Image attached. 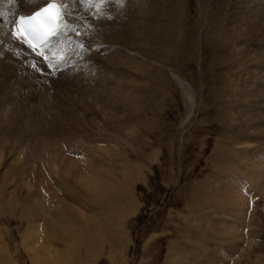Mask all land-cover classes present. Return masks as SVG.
Here are the masks:
<instances>
[{"label":"rangeland","instance_id":"rangeland-1","mask_svg":"<svg viewBox=\"0 0 264 264\" xmlns=\"http://www.w3.org/2000/svg\"><path fill=\"white\" fill-rule=\"evenodd\" d=\"M77 1L80 3L84 0ZM90 1L95 2L96 0L88 2ZM119 1L114 0L118 9L116 14L114 13V17L112 13L107 12V15L112 16L102 14L101 17L93 19L92 17L101 15L98 10L94 14L92 9L95 8V5L93 2L84 6L86 10L88 8L91 10L87 13V11L80 10V4H76L75 0H65V3L69 5H66L68 10L72 9L69 10L70 13L81 15L85 20L84 23H88L90 27L94 25L92 28H96L94 34L97 35H94V38H98V36L99 38L96 40L98 43L92 46V43L89 42L94 38H91L92 35L89 32L81 34V41L75 37L71 40L70 36L63 34L61 38L56 39L58 41L55 40L47 46V50L55 49L57 42H61V54L55 62L50 61L43 64L33 55L28 57L22 44L20 50L17 48L21 53L15 51V47L11 46L9 28L3 30L5 41L0 47L1 50L4 49V54L0 53V61L12 69L6 70L5 65L0 64V154L2 153L0 155V173L7 174L6 176L0 174V180L5 177V180H2L5 183H0L2 184V186L0 185V190L2 189L0 192V264H212V261H214L213 264L216 261H218L216 264H234V262L237 264V258L241 255V258L243 256L247 258L248 264H260L258 259L263 264L264 239L259 253L257 252L258 257L257 254L252 256L248 253L251 243L248 237V232L251 229L250 222L259 224L263 221L259 226L256 224V227L252 228L260 233L256 236L264 238V199L261 197L262 195L256 193L257 188L254 187L248 193V201L245 202L247 207L244 205L242 208V215L245 213V216L241 218L242 222H238V217V220L229 217L232 207L231 201L226 197L232 193L227 189L230 183L235 182L237 185L243 183L244 191L252 188L249 178L241 180L243 178L241 175L240 177L239 175L233 176L230 168H234L233 164L238 160L241 170H245L248 177L252 175V172H249L248 165L245 166L243 160L238 159L232 153L231 148L233 149L234 146L229 145L231 144L230 129L232 126H227L225 112L219 108L223 105L221 94L218 93L220 83L217 84L218 90L213 91L216 88L214 82L216 83L217 77H219L218 73L215 75L214 72H217L215 69L222 64L221 62H218L220 65L213 64V62L210 66V52L213 50L210 47L206 48L205 45L202 47V50H205L202 51L199 48L200 42L205 39V33L202 34L203 39L198 32L201 31V24H199L201 21L198 23L197 21L200 19H196V17L198 18V13L201 12L197 11L196 1L190 0V4L187 5H185V0L165 2V6L167 4L171 7L175 5L173 8L168 6L167 11L173 9L175 12L170 17L174 22L171 26L174 25V28L178 29L177 27L182 24V32L179 34L181 36L177 35V30L169 35L165 31L164 35L159 36V43H162V46L160 45V48L156 49L157 55L153 54L152 56L155 57L152 60H144L148 63L143 69L145 73H141L144 76L137 77L142 80L138 93L142 94L140 97H142L143 107L137 113L130 108L131 106H129L130 109L123 107L122 109V102L118 101L125 100L124 97H127L129 92L124 97L122 94L123 98L119 97V94H115L113 98L111 91L104 92L106 94L102 92L104 82L107 84L103 86L107 88L115 82L107 77L112 64L104 60L108 59L110 54L111 47L108 46L115 43L113 35L116 36L114 33H117L118 28L121 30L127 26L130 27L134 22L132 21L134 16L125 10L128 9L126 6L129 5L130 0H127V3L125 0ZM237 1H228L227 14L235 13L234 6ZM33 3L37 4L36 0H23L22 2L18 0L19 5L17 4L16 9L17 11H27V6L36 5ZM121 3L123 4L122 10ZM144 6L145 8H143ZM143 7L146 13L148 8L146 5ZM0 9L7 12L6 7ZM119 10L125 13H119ZM121 14L123 15L120 16ZM157 14L159 17L161 16L158 12L152 13V15ZM123 16L127 18L123 19L124 22L122 21ZM144 16L148 18L147 14ZM158 16H154V18ZM142 19H140L141 25L150 24L148 20L146 23L145 19ZM194 19L197 21L194 22ZM131 22L132 24L128 25ZM104 23L109 26L105 25L106 27H104ZM163 23L166 22L158 20V24ZM113 25H117V29ZM98 26L101 27L99 30L103 32L98 30ZM210 28L211 26H209ZM107 30H110L109 33ZM105 33L109 38L105 37L107 36ZM194 37L195 40L192 42L195 41V44L198 42L194 46L196 53L193 56L190 53L191 56H189L188 41ZM199 40L201 41L199 42ZM113 49L111 50L113 51ZM218 50L216 48V53ZM5 54L6 56L9 54L10 58H6ZM189 57H192V60ZM105 61L108 65H105L107 64ZM99 62L102 63L101 66ZM49 64L53 67H48ZM103 64L106 66L105 68ZM24 65L27 66L28 71ZM20 66L22 67L20 68ZM90 67L94 68V71H91ZM103 68L106 70L104 71ZM257 70L258 73H261L259 75L264 74V66L262 68L259 66ZM154 71L156 73H153ZM102 72L104 73L102 74ZM193 73L196 77L192 75ZM134 74L136 73L129 64L123 66L122 70L119 67L116 70L117 79L121 81L125 79L123 81L126 83L125 87L132 84L129 81ZM174 75L191 84L197 101V105L194 106L195 114L189 115V121L184 120L186 123V127L185 125L184 127L187 129L181 124L185 116V104L181 90L173 78ZM200 76L202 79L204 78V81L199 79ZM106 77L107 79H105ZM126 79L129 80L126 81ZM197 81H199L198 84H195ZM121 84L118 83V87ZM260 84L264 85L261 82ZM200 85L204 86L202 90H200ZM100 92L103 94L102 98H98L101 95ZM215 93L216 95H214ZM110 96L112 100H110ZM129 96L134 98L132 94L128 95V98H130ZM103 97L109 98L108 103L113 108L111 111L113 110V113L122 117L121 119L118 117L120 120H115L114 124L117 123L116 121L121 122L122 119L125 121L124 125L120 126L121 128L118 129L116 126V128H106L107 130L98 129L100 123L95 122V119L98 118L96 108L98 101L104 100ZM216 99L220 104L215 102ZM261 100V105H264V97ZM226 128L228 129L226 130ZM98 134L101 137H97ZM41 135L42 137H40ZM81 135L84 139L81 138ZM89 137L90 139L87 141L86 139ZM94 137L95 140H93ZM57 138L58 142L55 141ZM99 138L100 141H97ZM68 139L72 141H67ZM51 141H54V144ZM50 143L52 146L57 144L56 148L50 149L51 152H54L51 153L53 155L49 154L50 151L48 152ZM260 143L257 142L255 145ZM76 145L79 147L78 153L74 152L76 148L78 150ZM59 146L62 147L58 149ZM43 147H48V150L42 152ZM27 149L38 155L33 157L32 153V156L29 157L31 162L26 157ZM56 149L58 150L56 151ZM86 149L89 151L92 149V151L89 153ZM79 152H81L80 157L87 155L81 158L85 160L79 158ZM231 154H233L232 159L235 158L234 160L230 159ZM18 156L19 159H17ZM14 159L16 160L14 161ZM50 159H53L52 161L55 163L58 161L57 168H51L48 165L46 160L53 163ZM76 159L81 162H79L81 166L84 164L83 169L84 172L86 170L85 173H87L89 181L94 182V187H91L93 189L89 188L94 192H88V189L80 185H74L72 188L73 185L66 179L69 177L65 176L64 170H70L68 172L72 174L71 172L75 173L80 168ZM225 160H227L226 163ZM71 161L74 164L72 163L70 166ZM92 162L97 166V171L94 166H91ZM19 165L20 167H18ZM85 165H89L88 168L91 170H88ZM54 169H58L57 174L54 173ZM22 172L24 173L22 174ZM245 174L244 177H246ZM85 178L87 179V177ZM23 181L25 182L23 183ZM27 190L30 193L26 192ZM43 194L51 198L52 201L51 204L49 202L48 209V213L51 212L50 216L35 218L34 221H31V217H23L22 211H26L29 206L34 209L33 197H42ZM8 201L9 204L6 203ZM29 212L27 211L25 214L28 215ZM237 214L239 215V213ZM254 217H257L258 221L254 220ZM47 218H50V221L55 219L56 224L50 225L52 222L47 221ZM37 220L38 223L35 224ZM225 226H234V230L239 231V236L243 235L234 247L231 245L232 240L227 239ZM51 228H54V231ZM47 229L49 232L52 231L51 234ZM31 231H35V233L29 241L30 238L28 239L26 235L31 234ZM33 240L35 241L34 247H29L28 244ZM216 254L222 257L217 260ZM244 258L240 261H244ZM252 258L256 259L252 260Z\"/></svg>","mask_w":264,"mask_h":264},{"label":"bare ground","instance_id":"bare-ground-1","mask_svg":"<svg viewBox=\"0 0 264 264\" xmlns=\"http://www.w3.org/2000/svg\"><path fill=\"white\" fill-rule=\"evenodd\" d=\"M19 1H23V0H19ZM45 0H36V2H38L37 4L36 3H33V4H36V5H32V6H27V9L28 11L24 12V13H27L29 12L31 9H33L34 7L38 6L39 4L43 3ZM61 3L65 6V9H67V13H68V16H67V19H66V22L64 23V25L61 27V29L59 30V33L53 37V38H49L47 39V41L49 40L50 42L52 40H54L56 37H60L61 35H63V33L67 34L68 36H70L69 38H73V36L80 40V36L82 33H90L92 36L91 38H94V35H96V33L94 34V31L95 29L90 27L88 23H84L85 20L83 19V17L81 15H77V16H73L70 14V11L69 10H72V9H69L68 10V7H66V4L65 3V0H60ZM69 1V0H68ZM71 1V0H70ZM73 1V0H72ZM89 1V0H88ZM87 0H84L83 2L81 1L80 3L75 0L76 4H80L81 8L80 10L82 11H87V13L91 10H86V8L84 6H87L88 4H90V2H93L94 5H95V8H93L92 10L94 11V14L97 13V10L99 12H101V15L100 16H97L96 17H92L93 19H97L99 17L102 16V14H108V13H112L113 17H114V13L116 14V11H118L117 9V6L114 2V0H96L95 2L94 1H90L88 2ZM122 1V0H120ZM119 1V2H120ZM124 1V0H123ZM127 0H125L126 2ZM174 0H130L129 2V5L126 6L128 9H125L127 10L129 13H131L134 18L132 19L133 22V25L130 26V27H126V28H123V29H117V25H113L116 29H117V33H114L116 34V36L113 35L114 37V40L113 42H115L114 44H111L110 46L108 47H111L110 48V54L107 52V54H109V56L107 57V55H104L108 58V59H104V60H107L108 62H110L112 65H110V73L109 75H105L107 76L109 79H113L115 82L112 83L113 85H110L109 88L103 86L107 83H105L104 81V84L102 85V92H110L111 91V94L114 98L115 94H119L121 97V95L123 94V97L125 95H127L126 93L129 92L128 95H133L134 98L130 97L128 98V95L127 97L125 96V100L124 99H120L118 101H121L120 103L122 104L121 105V108H125V109H128L129 106H131L130 108H132L133 110L136 111V113L143 107V103H142V97H140L142 94L141 93H138V90H139V84H141L140 82L142 81L140 78H142V76H144V74H141V73H145L143 72V69H144V66H147V62H145L144 60H152L154 59V57L152 56L153 54L154 55H157L155 53L156 49L157 48H160L159 46L161 45L162 46V43H159L160 40H159V36L161 35H164L165 34V31L167 32V35L169 34H172L175 30H177V35L178 36H181L179 34H181L182 32V27L180 24L176 29L174 28V25L171 26V24H173V20L170 19V17L175 14L174 10L173 9H170L167 11V8H169L168 6L170 5H164L165 2H172ZM196 1V8H197V11L199 10L201 13H198V18L196 17V19H200L199 21H197L196 19H194V22H200L199 24L200 25V30L201 31H198L197 28L196 30L200 33L201 37L204 35L203 33H205V39L204 41L200 42L201 40H199L200 44H199V48L200 50H202V47L205 45L206 48H209L213 51H211V59L209 61L210 63V66H212V63L213 64H219L218 62H221L222 65L218 66L217 69H215V71L217 72H214L215 75L216 73H218V76L217 77L218 79L216 80L217 82L214 84H216V88L213 89V91H217L218 89L220 90L218 93L221 94V101L223 102V105L220 106L219 108L225 112V119H226V124L227 126H232L231 129H230V134L232 135L231 136V140H230V143L229 145H232L234 146L233 149L231 148V151L232 153L237 156L238 159L240 160H243L244 162V165L247 166L249 172H252V175L251 176H247L245 174V170H241V167L239 166V161L236 160V162L233 164L234 168L231 167L230 169H232L231 173H233V176L235 175H240L243 177L241 180L243 179H246L250 180V184H252V188L249 190H245L244 191V185L243 183L240 184V185H237L235 182H231L230 185L227 187L228 190H230L232 193L229 194V196H225L227 199H229L231 201V207H232V211H230V216L231 218H236L238 217V222L241 221V218H243L245 216V213L242 215V208L244 207V205L246 206L245 202L248 201L247 200V197L249 196L248 193H250V191L255 187L257 188V192L258 194L262 195L261 197L264 199V105H261V99H263L264 97V85H261L260 82L263 84L264 83V78L262 79V77H264V74L259 75L261 74L260 72L258 73V67L260 66V68H262L264 66V0H238L237 3L235 4L234 8L236 9L235 13L233 14H227V10H226V5L228 3V1L230 0H195ZM65 4H64V3ZM118 2V3H119ZM141 2V4H140ZM190 0H185V5L187 4H190ZM30 3H32L30 1ZM29 3V4H30ZM127 3V2H126ZM17 4H18V0H13L12 3H5L4 0H0V8H3V7H6V13L1 16L0 18V46L2 45L3 41H5L4 39V28H9V30L12 29L13 27V24H14V17H15V14L17 13L16 12V7H17ZM70 4V3H69ZM98 4V5H97ZM124 4V2H123ZM121 3V6L120 8L122 7L123 5ZM161 5L163 4L164 6L162 7H158L157 5ZM172 4V3H171ZM8 5V6H7ZM19 5V4H18ZM97 5V6H96ZM126 5V4H125ZM143 5H146V13H145V10L143 8H145V6L143 7ZM69 6V5H68ZM73 6V5H71ZM29 7V8H28ZM125 7V6H123ZM125 7V8H126ZM143 7V8H142ZM171 7V6H170ZM175 7V5L171 8ZM26 8V7H25ZM71 8V7H70ZM73 8V7H72ZM92 8V7H90ZM119 8V9H120ZM13 9V10H11ZM108 9V11H106ZM11 10V11H10ZM122 10V8H121ZM124 10V8H123ZM124 10V11H125ZM196 10V9H195ZM81 11V13H82ZM106 11V13H105ZM120 11V10H119ZM196 11V12H197ZM74 12V11H73ZM108 12V13H107ZM122 11H120L119 13H121ZM159 13V15H161L160 17L157 15H152V13ZM122 13H125V12H122ZM73 14V13H72ZM147 14V17L146 18L144 15ZM197 14V13H196ZM75 15V14H74ZM111 15V16H112ZM123 14H121L120 16H122ZM126 15V14H124ZM152 15V16H151ZM109 17V15H107ZM106 16V18H107ZM144 16V17H142ZM154 16H158L157 18H154ZM108 17V18H109ZM112 17V18H113ZM145 19V22L146 20L149 21V25L147 26H143L141 25V20L142 18ZM91 18V19H92ZM126 16L122 17V21L123 19H125ZM195 18V17H194ZM92 19V20H93ZM110 19V18H109ZM119 19H121L119 17ZM127 19V18H126ZM164 20L166 23H163V24H158V20ZM189 19V18H188ZM112 20V19H111ZM143 20V19H142ZM196 20V21H195ZM114 21V20H112ZM125 21V20H124ZM123 21V22H124ZM129 21H130V17H129ZM110 24H111V21L109 20ZM108 22V23H109ZM115 22V21H114ZM143 22V21H142ZM173 22V23H172ZM113 23V22H112ZM141 23V24H140ZM147 23V22H146ZM12 24V26H11ZM132 24L129 23L128 25ZM10 25V26H9ZM104 23V27L106 26H109L106 25ZM146 25V24H145ZM197 26V24H195ZM100 26V25H99ZM98 26V30L99 27ZM103 26V25H102ZM111 26V25H110ZM177 26V24H176ZM209 26H211V28L209 29ZM11 27V29H10ZM102 27V28H104ZM120 27V26H118ZM191 27V26H190ZM109 28V27H108ZM186 29V27H185ZM187 29H190V28H187ZM193 29V28H192ZM209 29V31H208ZM97 30V32H98ZM191 30V29H190ZM190 30H187L190 32ZM101 31V30H99ZM108 31L110 30H107V33H109ZM120 31V32H119ZM194 31V30H193ZM103 32V31H101ZM105 32V31H104ZM196 32V31H194ZM207 32V33H206ZM99 33V32H98ZM184 33V32H183ZM103 34V33H102ZM102 34H100L102 36ZM106 34V33H105ZM118 34V35H117ZM190 34V33H189ZM195 35V33H193ZM203 34V35H202ZM104 35V34H103ZM107 35V34H106ZM110 35V34H109ZM112 35V34H111ZM186 35V34H185ZM199 35V34H198ZM199 35V36H200ZM97 36V35H96ZM101 36H100V40H101ZM171 36V35H170ZM193 36V35H192ZM191 36V37H192ZM107 38V36H105ZM187 37V36H186ZM190 37V36H189ZM68 38V39H69ZM74 38V39H75ZM96 38V37H95ZM93 39V41L89 42V43H92V46L93 45H96L98 42L96 41L98 38L96 39ZM173 38V37H172ZM171 38V39H172ZM176 38V37H175ZM178 38V37H177ZM75 39V40H76ZM111 39V38H110ZM180 39V38H179ZM188 39V38H187ZM192 39V38H191ZM201 39V38H199ZM72 40V39H71ZM185 40V39H184ZM193 40H195V37L188 41V45H187V50L189 51V56L190 53L193 55H195L194 53H196V50H194V46H196V43L195 44V41L194 43L192 42ZM47 41L44 43L46 45ZM48 41V42H49ZM58 41V40H56ZM81 41V40H80ZM79 41V42H80ZM99 41V40H98ZM163 42V40H161ZM167 41V40H166ZM174 41V40H173ZM197 41V40H196ZM100 42V41H99ZM107 42V41H106ZM5 43V42H4ZM103 43V42H102ZM101 43V44H102ZM112 43V42H111ZM163 43H166V42H163ZM25 44V43H24ZM173 44V42H172ZM103 45V44H102ZM165 45V44H164ZM170 45V44H168ZM173 46V45H171ZM99 47V46H98ZM106 46V48H108ZM5 48V46H4ZM20 48V45H17V43H15V51L21 53L18 49ZM101 48V47H100ZM114 48V49H113ZM198 47H196L197 49ZM213 48V49H212ZM216 48H218L219 50L217 51L216 53ZM221 48V49H220ZM2 48L0 47V53L1 54H4L3 50H1ZM10 49V47H9ZM12 49V48H11ZM14 49V48H13ZM27 51L23 48L24 52L27 54L28 53V50L29 48H26ZM105 49V48H104ZM113 49V51L111 50ZM262 49V50H261ZM101 50V49H100ZM109 50V48H108ZM198 50V49H197ZM205 50V49H203ZM202 50V51H203ZM10 51V50H9ZM14 51V50H12ZM31 52V50H29ZM63 51V50H62ZM103 51V49H102ZM169 51V50H168ZM105 52V51H104ZM171 53L173 51H170ZM169 52V53H170ZM198 52V51H197ZM159 53V52H158ZM168 53V52H167ZM7 54V52H6ZM5 54V56H6ZM14 54V53H13ZM60 54V53H59ZM63 54V52H62ZM102 54V55H103ZM162 54V53H161ZM215 54V56H214ZM55 56H59L58 53L54 54ZM159 55V54H158ZM169 55V54H167ZM28 57H31L32 54H27ZM198 56V55H197ZM202 56V54H201ZM205 56V55H203ZM9 57V54L6 56V58ZM103 57V56H102ZM168 57V56H166ZM10 58V57H9ZM17 58V57H16ZM105 58V57H104ZM146 58V59H145ZM148 58V59H147ZM190 59L192 57H189ZM197 58V57H196ZM214 58V59H213ZM216 58V59H215ZM34 59V58H33ZM103 59V58H102ZM200 59V58H199ZM10 61V59H8ZM72 60V59H71ZM102 60V63H104ZM192 60V59H191ZM217 60V63H215V61ZM94 61V60H93ZM156 62L158 60H155ZM190 61V60H189ZM13 62V60H12ZM106 62V61H105ZM146 64H145V63ZM194 62V61H193ZM201 61L199 60V63ZM14 63V62H13ZM11 63V64H13ZM21 63V62H20ZM29 63V62H28ZM100 63V62H99ZM102 63H100V66L102 65ZM107 63V62H106ZM0 64H4V62L0 61ZM127 64L130 65V67L135 71L136 74L133 75V78H131V82L132 84L129 85L128 84V87H125V84L123 81L121 80H118L116 76V70L117 68H121V70L123 69V66H126ZM5 67H6V70H11L9 69L6 64H4ZM10 65V63H9ZM14 65V64H13ZM27 65V64H26ZM104 65V64H103ZM105 65H108L105 64ZM104 65V68L106 67ZM153 65V64H152ZM11 66V65H10ZM22 66H23V62H22ZM20 66V68L22 67ZM98 66V65H97ZM99 66V67H100ZM149 66H151L149 64ZM155 66V65H153ZM215 67V65H213ZM25 67V65H24ZM108 67V68H109ZM202 67V66H201ZM26 68V71H28V68L27 66L25 67ZM91 68V67H90ZM95 70H96V67L94 66ZM94 68L90 69L91 71L93 70L94 71ZM103 68V70H104ZM156 68V67H155ZM208 68V67H207ZM211 68V67H210ZM100 69V68H99ZM102 69V68H101ZM125 69V68H124ZM106 70V69H105ZM104 70V71H105ZM155 70V69H154ZM257 70V71H256ZM21 71V70H20ZM108 71V70H107ZM119 71V70H118ZM145 71V70H144ZM146 71H149V69ZM214 71V69H213ZM264 71V70H263ZM152 72V70H151ZM161 72V71H160ZM12 73V72H11ZM22 73V72H21ZM104 72H102L103 74ZM107 73V72H105ZM119 73V72H118ZM153 73H156L155 71ZM172 73V72H171ZM202 73V72H200ZM89 74V72H88ZM141 74V75H140ZM160 74V73H159ZM195 73H193L192 75H194ZM99 75V74H98ZM97 75V76H98ZM191 75V74H190ZM191 75V76H192ZM198 75V74H197ZM259 75V76H258ZM93 76V75H92ZM96 76V75H95ZM137 79V77H139ZM173 76V75H172ZM91 77V76H90ZM100 77H101V73H100ZM107 77L105 79H107ZM196 77V76H195ZM199 77V76H198ZM95 78V77H94ZM102 78V77H101ZM178 85V88H180L179 90H181V95H182V99H183V103L185 104V116L181 122L182 124V127H184V125L186 123H184V120L186 121V119L189 121L190 119H188L189 115H194L195 114V108L194 106L197 105V101L195 100V94L193 92V89L191 87V84H188L186 81H184L183 79L179 78L177 75H174L173 77ZM192 78V77H190ZM210 78V77H209ZM215 78V77H214ZM97 79V78H96ZM140 79V81H139ZM200 80L202 79V77L200 76L199 78ZM204 79V78H203ZM202 79V80H203ZM206 79V78H205ZM216 79V78H215ZM259 79H262V80H259ZM129 80V79H126V81ZM191 81H193L192 79H190ZM39 81V80H37ZM125 81V82H126ZM139 81V82H138ZM204 81V80H203ZM202 81V82H203ZM211 81V80H210ZM4 82V81H3ZM3 82H1L3 84ZM40 82V81H39ZM56 82V81H55ZM96 82V80H95ZM145 82V81H144ZM199 81H197L195 84H198ZM118 84V83H122L121 85H118L116 86L115 85ZM219 84V88L217 89V84ZM108 84H111V83H108ZM204 84V83H202ZM213 84V83H212ZM211 84V85H212ZM96 85V83H95ZM5 86V85H4ZM93 86V85H92ZM153 86V85H152ZM209 86V85H208ZM8 87V86H7ZM94 87V86H93ZM97 88V86H95ZM101 87V86H100ZM117 87V88H116ZM202 87H204L203 85H200V90H202ZM211 87V86H210ZM116 88V89H115ZM128 88V89H127ZM138 88V89H137ZM214 88V87H213ZM99 89V88H98ZM97 89V90H98ZM118 89V90H117ZM199 89V88H198ZM217 89V90H216ZM11 90V89H10ZM127 90V92H126ZM196 91V90H195ZM199 91V90H198ZM94 92V91H93ZM99 92V90H98ZM102 92H100V96H96L98 98H100L103 94ZM125 93V94H124ZM196 93V92H195ZM200 93V92H199ZM204 93V92H203ZM217 93V94H218ZM106 94V93H104ZM110 94V93H108ZM107 94V95H108ZM140 94V95H139ZM198 94V92L196 93ZM213 94V93H212ZM211 94V95H212ZM4 95V94H3ZM216 95V93L214 94ZM219 95V94H218ZM106 96V95H105ZM2 97V95H1ZM5 97V96H4ZM90 97V96H89ZM109 97V96H108ZM121 97V98H123ZM199 97V96H197ZM6 98V97H5ZM102 98V97H101ZM104 100H99L98 102V107L96 108V111L98 113V118L95 119V122H99L100 124L98 125V129H102V130H107L106 128H116V126L119 128H121L123 125H124V120L122 119L121 122H118L122 117L119 115V114H116V113H113L111 111V106H110V103H108V99L103 97ZM216 98V96H215ZM218 98V97H217ZM94 99V98H93ZM93 99H91L93 101ZM200 99V98H199ZM220 99V98H219ZM110 100L111 99V96H110ZM217 101L215 102H219L218 99H216ZM206 101V100H205ZM97 102V101H96ZM264 102V101H263ZM1 103V101H0ZM3 103V102H2ZM92 103V102H91ZM202 103V102H201ZM207 103V102H206ZM260 103V104H259ZM205 104V103H204ZM220 104V102H219ZM201 106V104H199ZM216 106V105H215ZM202 107V106H201ZM263 107V108H261ZM122 108V109H123ZM129 108V109H130ZM203 108V107H202ZM219 109V110H220ZM199 110V109H198ZM197 111V110H196ZM131 112V111H130ZM75 115V114H74ZM96 116V115H95ZM222 116V115H221ZM120 119H119V118ZM190 118V117H189ZM192 118H194L192 116ZM221 118V117H220ZM56 119V118H55ZM116 121L117 123L114 124V121ZM58 121V120H57ZM75 121V120H74ZM187 121V122H188ZM5 122V121H4ZM7 122V121H6ZM191 122V121H190ZM193 122V121H192ZM184 123V124H183ZM180 124V125H181ZM6 126V125H5ZM121 126V127H120ZM186 127V125H185ZM184 127V128H185ZM4 128H7V127H4ZM11 128V127H10ZM187 129V128H185ZM228 128H226L227 130ZM112 130V129H111ZM184 130V129H183ZM109 131V129H108ZM185 131V130H184ZM16 134V133H15ZM24 134V133H23ZM57 134V132H56ZM104 134V133H103ZM229 134V133H228ZM229 134V135H230ZM17 135V134H16ZM22 135V134H21ZM43 135V134H42ZM42 135L40 137H42ZM19 136V135H18ZM83 135H81V138L84 139V137H82ZM15 137V136H14ZM57 137V135H56ZM88 137V136H87ZM90 137H93V135H90ZM89 138H87L86 140L88 141ZM97 137H101L100 134L97 135ZM6 138V136H5ZM8 138V137H7ZM17 138V136H16ZM21 138V137H20ZM39 138V137H38ZM62 138V137H61ZM15 139V138H14ZM22 139V138H21ZM47 139V138H46ZM53 139V137H52ZM16 140V139H15ZM58 138L55 140L57 141ZM65 140H66V137H65ZM71 139H68L67 141H69ZM85 140V141H86ZM93 140H95V137L93 138ZM260 140L262 141L260 143ZM18 141V140H17ZM72 141V140H71ZM81 141V140H80ZM97 141H100V138L97 139ZM95 141V142H97ZM39 142V141H38ZM52 142V141H51ZM54 142V141H53ZM52 142V143H53ZM58 142V141H57ZM78 142V141H77ZM90 142V141H89ZM92 142V141H91ZM259 142L260 144L258 145H261V146H258V145H255V143ZM18 143V142H17ZM73 143V142H72ZM100 143V142H99ZM54 144V143H53ZM65 144V143H64ZM69 144V143H68ZM67 144V145H68ZM74 144V143H73ZM95 144V143H93ZM227 144V143H226ZM15 145V144H14ZM17 145V144H16ZM25 145V144H24ZM28 145V144H27ZM61 145V144H60ZM5 146V145H4ZM48 146V145H47ZM50 147H43L41 150L42 152L44 151H47L48 149V152L50 151V149L52 148H56L57 144L56 145H49ZM77 146V145H76ZM62 146H59V148H61ZM78 147V146H77ZM13 148V146H12ZM48 148V149H47ZM15 149V148H14ZM56 149V151L58 150ZM74 149V148H73ZM81 149V148H80ZM87 152H91L89 151L88 149H86ZM100 150V148L98 149V151ZM53 151V150H52ZM79 151V147H78V150L77 148L75 149L74 152H77ZM230 151V152H231ZM47 152V153H48ZM19 153V152H18ZM32 153L33 151H26V157L29 159L30 156H32ZM51 153H54V152H51ZM78 153V152H77ZM77 153H75L77 155ZM80 155H79V158L81 159L82 157H86L81 156V152H79ZM2 154V153H1ZM0 154V155H1ZM74 154V153H73ZM233 154H231V160H234L232 159L234 156ZM22 155V154H21ZM33 157H36L38 156L37 154L35 155L33 153ZM53 155V154H51ZM90 155V154H89ZM92 155V154H91ZM226 155V154H224ZM229 155V154H227ZM20 156V155H19ZM19 156L17 159H19ZM45 156V155H44ZM74 157V155H73ZM78 157V156H77ZM75 157V158H77ZM21 158V157H20ZM40 158V157H39ZM46 158V157H45ZM51 158V157H50ZM54 159V157H52ZM73 158V159H75ZM90 158V156H89ZM88 158V159H89ZM225 158V156H224ZM52 159V160H53ZM78 159V158H77ZM75 160L76 162L78 161V163L80 162L79 160ZM228 159V158H227ZM16 159H14L15 161ZM51 160V159H50ZM51 160V162H53ZM56 160V159H55ZM81 160H85V159H81ZM229 160V159H228ZM11 161V160H10ZM20 161V160H19ZM30 161V159H29ZM68 161V160H67ZM74 161V162H75ZM92 161V160H90ZM227 160H225V163H226ZM28 162V161H27ZM31 162V161H30ZM33 162V161H32ZM40 162V161H39ZM46 162L48 163V165L51 167V168H57L56 164H58V161L57 163L53 162V163H50V161L46 160ZM75 162V163H76ZM229 162V161H228ZM3 163V162H2ZM5 163V162H4ZM42 163V162H40ZM65 163V162H64ZM73 163V161H71L69 163V165L71 166ZM81 163V162H80ZM79 163V165H80ZM83 163V162H82ZM88 163V162H87ZM93 163V162H92ZM231 163V162H230ZM20 164V163H19ZM31 164V163H30ZM29 164V166H30ZM74 164V163H73ZM77 164V163H76ZM229 164V163H228ZM26 165V164H25ZM24 165V166H25ZM42 165V164H41ZM69 165L67 164V166L69 167ZM78 165V164H77ZM84 166V164H82ZM237 165V166H235ZM45 166V164H44ZM62 166V165H61ZM83 166L80 165V168L75 172H71L72 174H69L68 171L70 170H67L65 171L64 169V174L66 177H69L66 178L67 180H69L70 184H72V188L74 187V185H80L81 187L85 188V189H88L90 191L89 188H91L92 186L94 187V180L92 181L93 183H91L89 181V178H88V175H86L87 173L86 170L84 172V169H83ZM86 166V165H85ZM92 167L94 166L95 167V171L98 170L97 166L93 163V165H91ZM90 166V167H91ZM229 166V165H228ZM12 167V166H11ZM20 167V165L18 166ZM23 167V166H22ZM64 167V166H62ZM67 167V168H68ZM87 168L89 167L86 166ZM17 168V167H16ZM47 168V167H46ZM71 168V167H70ZM68 168V169H70ZM23 169V168H21ZM31 169V168H30ZM49 169V168H48ZM61 169V168H60ZM66 169V168H65ZM90 168H88L89 170ZM94 169V168H92ZM97 169V170H96ZM236 169V170H235ZM3 170V169H2ZM58 170V169H57ZM57 170L54 169V173L57 174ZM91 170V169H90ZM17 171L20 172L19 168H17ZM27 171V170H26ZM31 171V170H30ZM40 171V170H38ZM12 172V171H11ZM6 173H7V169H6ZM17 173V172H16ZM24 172H22L23 174ZM58 173H60L58 171ZM85 173V174H83ZM1 174V173H0ZM5 173L1 174V176H6L4 175ZM62 174V173H61ZM227 174V173H226ZM244 174L246 175V177H244ZM54 175V174H53ZM59 175V174H58ZM86 175V176H85ZM229 175V174H228ZM0 176V177H1ZM64 176V177H65ZM29 177V176H28ZM87 177V179L85 178ZM11 178V176H10ZM50 178V177H49ZM5 180V177H2L1 180H0V183H5V181H2V180ZM57 179V178H56ZM62 179V178H61ZM25 180V179H24ZM48 180V179H47ZM60 180V179H59ZM91 180V179H90ZM7 181V180H6ZM25 181H28V180H25ZM23 181V183L25 182ZM41 183V182H39ZM42 184V183H41ZM2 186V184H0ZM57 185V184H56ZM0 186V188H1ZM71 187V186H70ZM248 187H249V184H248ZM33 189V188H32ZM75 189V188H74ZM93 189V188H91ZM2 190V189H1ZM0 190V192H1ZM29 190V189H28ZM28 190L26 192H28ZM31 191V190H30ZM60 191V190H59ZM33 192V191H32ZM87 192V190H86ZM87 192V193H88ZM94 192V191H92ZM30 193V192H28ZM27 193V194H28ZM43 193V192H42ZM84 193V192H83ZM26 195V194H25ZM48 195V194H47ZM32 196V195H31ZM42 196V195H41ZM92 196V195H91ZM29 197V195H28ZM27 197V198H28ZM55 199H56V196H54ZM29 199L31 200V198L29 197ZM68 199V198H67ZM246 199V200H245ZM34 202V209H32L31 206H29V208L26 210V211H22V216L23 217H31V221H34L35 218H45L46 216H48L50 213H48V209H49V202L51 204V198H49L48 196H45V194H43L42 197H39V196H36V197H33V200ZM74 201V200H73ZM30 202V201H29ZM32 202V203H33ZM54 202V200H53ZM76 202V201H75ZM7 204H9L10 202H6ZM28 204V202H27ZM31 205V204H30ZM61 205V204H60ZM62 205H64L62 203ZM77 205V204H76ZM74 206V205H73ZM79 206V205H78ZM236 207V209H235ZM247 207V206H246ZM25 208V207H24ZM70 208V207H69ZM71 209V208H70ZM77 209V207H76ZM25 210V209H24ZM73 210V209H71ZM29 212L28 215L25 214V212ZM32 211H34L35 213H33ZM247 210L245 209V212ZM24 212V213H23ZM239 213V215L237 214ZM21 214V212H20ZM254 216H255V213H253ZM264 214V213H263ZM50 216V215H49ZM48 216V217H49ZM51 218V217H50ZM50 218H47V221H49L50 223L52 222V224L50 225H55L56 224V221L55 219H51L50 221ZM257 217H254V220H257L256 219ZM226 219V218H225ZM249 219V218H248ZM46 221V219H45ZM226 221L230 222L228 219H226ZM236 221V220H235ZM252 221V220H251ZM258 221V220H257ZM37 224L38 223V220L35 221ZM263 222V221H261ZM261 222L259 224H261ZM240 223V222H239ZM248 223V222H247ZM251 224V229L249 230L250 232H248V237L250 238V241L251 243L249 244V247H248V253L249 255H256L258 257V251L260 250V248L262 247V242H263V239L264 238H259V236H256L259 232H256V230H253V226L254 228L256 227V222L255 224L253 222H250ZM46 224V223H45ZM259 224H257L259 226ZM240 225V224H239ZM249 225V223H248ZM45 226V225H44ZM238 227V226H237ZM43 229V228H42ZM52 230L54 228H51ZM57 229V228H56ZM239 229V228H238ZM249 229V228H248ZM258 229V228H257ZM34 230V229H33ZM48 231V229H47ZM54 231V230H53ZM32 233H28L26 236L28 237L29 241L31 240V236H34L33 233H35V231H31ZM52 232V231H50ZM49 231L48 233L51 234ZM225 232L227 233V239H231L232 242H231V245H234L237 244L236 242H238V240L242 239V236H239V231H235L234 230V226H225ZM45 233V232H44ZM260 234V233H259ZM54 235V234H53ZM246 236V234H244ZM38 236V235H37ZM52 236V235H51ZM26 237V238H27ZM57 237V236H56ZM36 238V237H35ZM37 239V238H36ZM35 239V241H36ZM26 241V239H25ZM35 241L33 240V242L29 243L28 246L29 247H34L35 245ZM48 241V240H47ZM22 242V241H21ZM38 242V241H37ZM235 242V243H234ZM246 242V241H245ZM223 243V242H221ZM226 240H225V244H226ZM228 243H230L228 241ZM254 243V244H253ZM32 244V245H31ZM227 246V245H226ZM261 246V247H260ZM237 247V246H236ZM39 248V247H38ZM229 249V248H228ZM219 252V251H218ZM258 252V253H257ZM220 254L222 252H219ZM217 253V254H219ZM215 254V252H214ZM216 254V255H217ZM219 254V255H220ZM223 254V253H222ZM221 254V255H222ZM233 254V253H231ZM247 254V253H245ZM237 255H240V254H237ZM261 255V252L259 254V256ZM224 257H226V255H222ZM222 256H218L217 255V260L218 258L222 257ZM230 256V255H229ZM248 256V255H247ZM211 257V256H210ZM223 257V258H224ZM242 255L237 258V264L240 262L243 263V264H248L247 262V258H244V261H240ZM212 258V257H211ZM210 258V260H211ZM214 258V257H213ZM221 258V259H223ZM230 258V257H229ZM232 258V257H231ZM261 259H263L262 257H260ZM215 259V260H216ZM253 259H256V258H252ZM213 260V259H212ZM214 261H212V264H213ZM218 262V261H216ZM216 262L214 264H216ZM221 262V261H220ZM258 262L261 264L260 260L258 259ZM254 263V262H253ZM263 263V262H262ZM234 264H236L234 262ZM258 264V263H257ZM264 264V263H263Z\"/></svg>","mask_w":264,"mask_h":264},{"label":"snow or ice","instance_id":"snow-or-ice-1","mask_svg":"<svg viewBox=\"0 0 264 264\" xmlns=\"http://www.w3.org/2000/svg\"><path fill=\"white\" fill-rule=\"evenodd\" d=\"M4 2L12 3L13 0H4ZM4 14V10L0 9V16ZM19 22L22 33H26L33 40H46L52 35L57 34L56 30L64 24V15L57 4L52 3L31 16L19 17ZM48 67L51 68L53 66L49 64Z\"/></svg>","mask_w":264,"mask_h":264}]
</instances>
